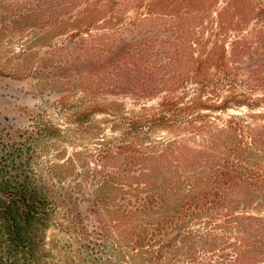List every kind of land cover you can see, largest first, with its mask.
<instances>
[{"label": "trees", "instance_id": "1", "mask_svg": "<svg viewBox=\"0 0 264 264\" xmlns=\"http://www.w3.org/2000/svg\"><path fill=\"white\" fill-rule=\"evenodd\" d=\"M208 1H0V72L77 131L62 164L44 109L0 134V264H57L53 226L63 264H264V0Z\"/></svg>", "mask_w": 264, "mask_h": 264}, {"label": "rangeland", "instance_id": "2", "mask_svg": "<svg viewBox=\"0 0 264 264\" xmlns=\"http://www.w3.org/2000/svg\"><path fill=\"white\" fill-rule=\"evenodd\" d=\"M223 4L224 0H211L208 1L205 8L211 11H218L224 6ZM129 17L132 18L133 14H130ZM8 36L4 37L3 42L4 44L10 43V45H8V56L10 58L12 54H16L19 50V38L16 36ZM24 38L25 37L22 39ZM4 72L5 73L0 72V134L25 128L29 124V112L44 109L49 119L54 124L61 126L66 138L55 142L53 146H51L49 154L46 156L47 160H52L56 164H62V161L64 162L65 159L71 158L72 156L77 160L76 127L71 125L67 120V118H69L68 114L75 111L74 106L71 105L68 109L58 111V107L56 106V99L59 96L58 92H41L35 80L24 76L17 77L10 69ZM125 103H127V108L131 107L129 101L126 100ZM228 114L238 115L234 112H229ZM225 117L226 115L224 118ZM58 155H60V157H58ZM70 179L71 182L74 181L77 183V176L74 180L72 178ZM64 215L65 212L63 213V211H60L58 214V222L62 221ZM48 241H50V243H58L59 252L56 256L57 264H63L62 259L68 256V254L73 257L74 252L77 251V243L75 242L72 244L69 234L64 233L58 226H53L51 228L48 233Z\"/></svg>", "mask_w": 264, "mask_h": 264}]
</instances>
